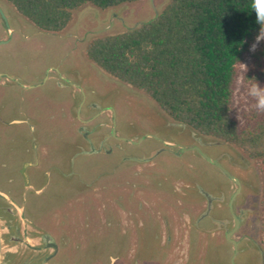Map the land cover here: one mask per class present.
<instances>
[{"label":"rangeland","instance_id":"rangeland-1","mask_svg":"<svg viewBox=\"0 0 264 264\" xmlns=\"http://www.w3.org/2000/svg\"><path fill=\"white\" fill-rule=\"evenodd\" d=\"M168 3L85 5L64 32L50 33L0 0V194L15 219L38 222H26L27 237L42 226L57 240L54 263L232 264L226 235L234 225L225 220L233 218L236 178L234 263L264 264L259 162L174 123L87 57L92 40L151 21ZM248 102L238 78L239 119ZM10 243L4 253L16 251Z\"/></svg>","mask_w":264,"mask_h":264},{"label":"trees","instance_id":"trees-1","mask_svg":"<svg viewBox=\"0 0 264 264\" xmlns=\"http://www.w3.org/2000/svg\"><path fill=\"white\" fill-rule=\"evenodd\" d=\"M4 1L38 29L61 33L85 5L104 11L141 0ZM254 11V0H169L155 19L92 40L86 54L174 122L259 162L264 176V111L251 98L240 119L235 110L237 60L264 85V41L250 51L261 29ZM261 207L264 213V187Z\"/></svg>","mask_w":264,"mask_h":264},{"label":"flooded vegetation","instance_id":"flooded-vegetation-1","mask_svg":"<svg viewBox=\"0 0 264 264\" xmlns=\"http://www.w3.org/2000/svg\"><path fill=\"white\" fill-rule=\"evenodd\" d=\"M92 120H94V116L85 120V122H83V123H88L89 121H92ZM168 123H170V122H168ZM231 180H233V179H231ZM234 180H237V179L234 178ZM237 181H239V180H237ZM233 183L237 186V190L232 195L230 200H232L233 196L239 190V186L234 181H233ZM240 186H241V184H240ZM239 192H238V194H239ZM30 193L32 195L33 194L35 195L36 192L34 190H32V192H30ZM238 194H237V196H238ZM237 196H236V198H237ZM236 198L234 199V201L232 203L231 212L233 211V213L239 219L238 215L235 213V210H234V203H235ZM222 200H223V198L221 200L219 199V203H222L221 202ZM6 201L7 200L4 197H2L0 194V222L6 223V225H5L6 227L3 230H7V232L3 234L2 228L0 226V234H1V239H2V253L0 256V264H58L57 262L56 263L53 262V261H56L57 257H58V242H57V240L52 238L51 234L47 231V229H45L41 225L40 226L42 228V230H41L42 232L39 233L40 234L39 236H33L32 238L27 237L24 233L26 230V228L24 227V226H26V222H28V225H27L28 227H30L29 226L30 223L35 225L38 222L34 218L32 219V222H31L30 219L25 217L26 221L24 223H21V221H18L17 219H15L17 214L10 212L11 211L10 208L7 207L9 204H7ZM11 201H12V203L16 204L14 206H16L17 207L16 210H18V208H19L18 207L19 206L18 201L15 200L14 198ZM230 204H231V202H230ZM230 208H231V206H230ZM22 209H23V207H22ZM5 212H7L9 214V216H11V218H7V220H6V218L1 215V214H5ZM13 215H14V217H13ZM202 217H204V216H202ZM202 217H200V218H202ZM225 221L233 222L234 226L228 232V233H230L235 228V220H234V218H231L230 220H225ZM239 221H240V219H239ZM240 226H241V221H240ZM239 229H240V227H239ZM226 237H227V235H226ZM5 240L11 241L10 244L12 245V248L16 249L15 252H11L10 250L5 252V253L3 252L4 246H5ZM37 240L39 242H37L35 245L31 244V241L36 242ZM24 243H26L25 247L27 248V251L20 253V251H18V248L20 246H24ZM237 243L239 246V242H237ZM232 259H233V257H232Z\"/></svg>","mask_w":264,"mask_h":264},{"label":"clouds","instance_id":"clouds-1","mask_svg":"<svg viewBox=\"0 0 264 264\" xmlns=\"http://www.w3.org/2000/svg\"><path fill=\"white\" fill-rule=\"evenodd\" d=\"M254 14L256 21L261 25L260 33L252 44L250 51H255L260 41H264V0H254ZM239 71V78L241 82L251 81L246 89L247 96L255 101L253 107L259 111H264V85L259 83L255 78L249 79L246 76L248 66L237 60ZM104 72V71H103ZM131 87V86H130ZM176 123V122H174ZM181 125V124H180Z\"/></svg>","mask_w":264,"mask_h":264},{"label":"water","instance_id":"water-1","mask_svg":"<svg viewBox=\"0 0 264 264\" xmlns=\"http://www.w3.org/2000/svg\"><path fill=\"white\" fill-rule=\"evenodd\" d=\"M0 12H1V14H2V16L5 18V16H4V14H3V12H2V10L0 9ZM198 150V149H197ZM207 160H209V161H211L208 157H206V156H204ZM212 162V161H211ZM214 164L221 170V171H223L228 177H230L231 179H233V177L220 165V164H218V163H215L214 162ZM234 182L239 186V190L237 191V193L233 196V198H232V200H231V204H230V206H231V210H232V203H233V201H234V199L236 198V196H237V194H238V192L240 191V182L239 181H237V180H234ZM232 214H233V218H234V220H235V228L230 232V233H228L227 234V240H228V242L229 243H231V244H233L234 246H235V255H234V257H233V259H232V264H235L234 263V259H235V257H236V255H237V253H238V243L236 242V241H234L233 239H232V236L236 233V231H238V229H239V227H240V221H239V219L236 217V215L233 213V211H232ZM1 253H2V239H1V234H0V256H1Z\"/></svg>","mask_w":264,"mask_h":264},{"label":"crops","instance_id":"crops-1","mask_svg":"<svg viewBox=\"0 0 264 264\" xmlns=\"http://www.w3.org/2000/svg\"><path fill=\"white\" fill-rule=\"evenodd\" d=\"M1 77H2V75H1ZM0 80H2V78ZM0 85L7 86L6 84L4 85V82H1ZM21 122H25V121H21Z\"/></svg>","mask_w":264,"mask_h":264}]
</instances>
